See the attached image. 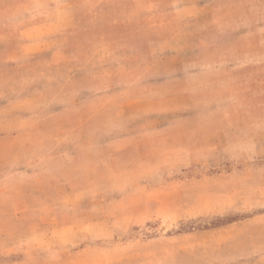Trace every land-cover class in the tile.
Masks as SVG:
<instances>
[{
  "label": "rangeland",
  "instance_id": "374dc122",
  "mask_svg": "<svg viewBox=\"0 0 264 264\" xmlns=\"http://www.w3.org/2000/svg\"><path fill=\"white\" fill-rule=\"evenodd\" d=\"M262 122L264 0H0V264H264Z\"/></svg>",
  "mask_w": 264,
  "mask_h": 264
},
{
  "label": "crops",
  "instance_id": "0c3cea01",
  "mask_svg": "<svg viewBox=\"0 0 264 264\" xmlns=\"http://www.w3.org/2000/svg\"><path fill=\"white\" fill-rule=\"evenodd\" d=\"M188 55L189 54L185 57L184 47L183 59L177 63V67L178 65L181 66V72L175 80L177 81L176 89H182L189 105L185 109V114H188L185 118V131H193L199 129V126L211 124V122L215 121V119L221 117L223 114H233L237 112L236 105H200L202 96L211 94V92H213V96H215L216 92L221 90L222 87L233 91L231 75L235 72V69H230V75H228L229 79L225 77L224 79L220 78L219 80H213L208 78V68H203L204 65L207 67L208 63L200 65L197 63L196 59H190ZM151 63L153 62L151 61ZM208 137L209 140L213 142V146L219 148V152H231L236 147H245L248 142H251V154L263 156V153L258 150V145L260 141L264 140V122L253 126L249 132L240 133L235 141L227 144L223 149L221 132H214Z\"/></svg>",
  "mask_w": 264,
  "mask_h": 264
}]
</instances>
